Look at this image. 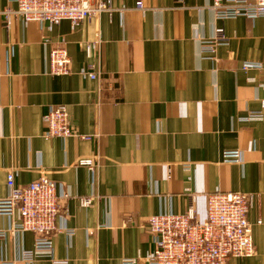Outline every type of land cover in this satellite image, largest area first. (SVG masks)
<instances>
[{
    "label": "crops",
    "instance_id": "1",
    "mask_svg": "<svg viewBox=\"0 0 264 264\" xmlns=\"http://www.w3.org/2000/svg\"><path fill=\"white\" fill-rule=\"evenodd\" d=\"M104 1L112 11L49 27L0 0V198L11 171L17 185L53 180L56 259L144 264L152 215L194 207L205 218L208 194L247 193L255 253L229 264H264V17L220 19L214 0ZM54 47L67 49L73 73H49ZM58 106L75 136H44ZM88 158L94 169L81 165ZM12 227L0 214V264H52L34 255V233Z\"/></svg>",
    "mask_w": 264,
    "mask_h": 264
},
{
    "label": "built area",
    "instance_id": "2",
    "mask_svg": "<svg viewBox=\"0 0 264 264\" xmlns=\"http://www.w3.org/2000/svg\"><path fill=\"white\" fill-rule=\"evenodd\" d=\"M17 7L9 13L25 22L55 26L64 20L72 27L87 19L112 11L104 0H15ZM143 8V1H138ZM218 18L226 20L244 16L264 17V0H214ZM218 42H225L224 29H217ZM90 49V46H87ZM49 73L53 76L73 73L71 57L64 47H54L49 54ZM246 62L245 68L259 67ZM84 76L97 78L93 69H81ZM47 138L75 136L65 106L52 107L44 117ZM89 138V137H84ZM225 161L239 162V151H226ZM81 165L94 169L93 158L81 159ZM16 172L7 175L8 194L0 198V214L11 219L15 231H30L36 236L34 255L48 256L52 264H69L54 257V234L58 231L61 212L57 183L41 177L28 185L16 184ZM66 197V195H65ZM90 204L89 199L83 201ZM252 197L247 193L217 190L208 194L206 217L201 218L194 207L184 213H159L148 219L154 242L153 250L144 257V264H229L231 258L255 253L253 228L249 221Z\"/></svg>",
    "mask_w": 264,
    "mask_h": 264
}]
</instances>
